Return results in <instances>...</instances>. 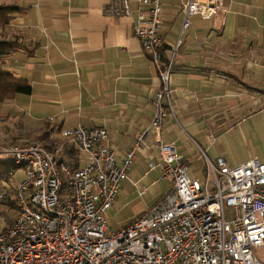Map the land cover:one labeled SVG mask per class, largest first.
<instances>
[{"label": "crops", "instance_id": "crops-1", "mask_svg": "<svg viewBox=\"0 0 264 264\" xmlns=\"http://www.w3.org/2000/svg\"><path fill=\"white\" fill-rule=\"evenodd\" d=\"M108 1L0 0V12L18 8L0 22V43L13 46L0 66L32 85L31 94L0 101V151L84 125L107 127L118 160L138 152L145 168L159 154L158 140L174 143L193 174H205L204 153L230 165L264 162V0H225L217 15H191L187 27L188 0H163L173 112L158 134L151 124L161 79L134 33L136 1L133 14L120 18L105 16ZM18 171L7 193L23 178Z\"/></svg>", "mask_w": 264, "mask_h": 264}, {"label": "built area", "instance_id": "built-area-1", "mask_svg": "<svg viewBox=\"0 0 264 264\" xmlns=\"http://www.w3.org/2000/svg\"><path fill=\"white\" fill-rule=\"evenodd\" d=\"M135 1L134 33L161 79L151 124L158 134L173 112V58L165 61L161 52L163 0ZM224 3L188 0L184 26L191 15L211 19ZM133 8L132 0H109L103 12L120 18L131 16ZM60 138L76 145L84 164L72 167L61 145L51 150L40 141L0 151V160L13 163L2 174L4 182L24 171L14 190L16 217L0 229V264H264L257 252L264 248V162L258 157L230 165L204 153L200 181L174 143L158 140L159 154L148 161V172L157 171L171 187L136 218L112 229L107 213L128 178L134 151L119 161L105 126L61 128ZM147 191L143 184L139 194Z\"/></svg>", "mask_w": 264, "mask_h": 264}, {"label": "rangeland", "instance_id": "rangeland-1", "mask_svg": "<svg viewBox=\"0 0 264 264\" xmlns=\"http://www.w3.org/2000/svg\"><path fill=\"white\" fill-rule=\"evenodd\" d=\"M166 119L164 120L163 123L164 125L166 123L165 122ZM36 141H40L44 143L51 150H55L58 145H61L63 147L61 151V155H64V158L66 160L70 159L67 155V153L70 151L72 153L71 158L76 164H78V162L80 164H84V159H85L84 155L80 153L76 145H74L73 143L66 142L59 137H55L51 140L48 139L44 140L41 138L35 139L26 144H30ZM212 160L216 161V159H212ZM147 171H148V167L145 168V165L142 162V159L139 156L138 152L137 153L135 152V156L132 160V165L128 172V178L125 179L121 185V188L123 187V191L118 192L117 199L115 200L112 208L107 213L109 226L112 229H118L122 227L123 225L127 224L128 222L136 218L138 215H140L144 210L149 208L151 205H153L159 196L158 194L161 188H163L166 185V183H168V180L161 179V177L156 173V171L148 172L149 174L146 175ZM18 172L20 173L22 172L21 175L24 176L23 170H20ZM143 174L145 176H151L152 174H155L156 181L145 182L143 179H140V177H142ZM190 174L191 176L196 175L195 177H197V179L200 181L203 179V175H204L203 172H199V173L196 172L195 174H193L192 171H190ZM0 179H1V188H4V190L0 191V193H4L6 195L7 189L5 188H8L7 185H9L11 189L12 186L14 187L13 183L14 180L17 179V175L12 179H10L7 183H5L1 177ZM143 184L147 185L148 191L147 193L140 195L139 189ZM12 206L13 207H10L7 203H3L2 200L0 199V229L8 225H11L13 223L14 218L16 217V214L18 212V209H15L14 205ZM257 252L259 254V257L264 260V248L257 249Z\"/></svg>", "mask_w": 264, "mask_h": 264}, {"label": "trees", "instance_id": "trees-1", "mask_svg": "<svg viewBox=\"0 0 264 264\" xmlns=\"http://www.w3.org/2000/svg\"><path fill=\"white\" fill-rule=\"evenodd\" d=\"M16 10H18L17 7L3 8L2 11L0 12V22H4V23L8 22L9 17L7 15ZM12 47L13 46H11L8 43H2V42L0 43V62H1V57L9 53ZM31 92H32V85L27 80L18 77L12 71L5 70L0 66V101L9 99L15 94H31ZM71 154L72 153L70 151L67 153L68 157L70 158L68 160L69 164L72 167L78 166V164H76L72 160ZM12 166L13 163L11 160L2 159L0 161V175L7 173L12 168ZM1 200L3 203H7L10 207H13L12 205H14L15 209H18L19 207L15 194L13 192L12 193L8 192L5 195V198Z\"/></svg>", "mask_w": 264, "mask_h": 264}]
</instances>
